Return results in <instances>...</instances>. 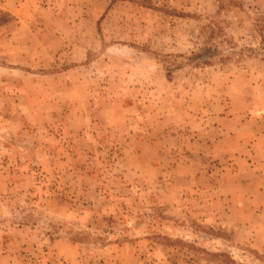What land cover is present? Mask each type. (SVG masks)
I'll return each mask as SVG.
<instances>
[{
  "label": "rangeland",
  "instance_id": "obj_1",
  "mask_svg": "<svg viewBox=\"0 0 264 264\" xmlns=\"http://www.w3.org/2000/svg\"><path fill=\"white\" fill-rule=\"evenodd\" d=\"M263 119L264 0H0V264H264Z\"/></svg>",
  "mask_w": 264,
  "mask_h": 264
},
{
  "label": "crops",
  "instance_id": "obj_2",
  "mask_svg": "<svg viewBox=\"0 0 264 264\" xmlns=\"http://www.w3.org/2000/svg\"><path fill=\"white\" fill-rule=\"evenodd\" d=\"M242 99L246 103L249 98H246L244 96ZM251 102L250 103L253 104L255 100H251ZM260 122L261 123H255V125L253 126V130L247 133L242 131V136L239 139L241 146L246 147L245 149H247V151L248 147H250V152L248 153L252 154V156L251 162H249L248 165L250 164V170L254 171L253 173H251L253 176L251 182L253 184H256V187L242 191V188L240 186L239 188L241 189H239L238 196L236 199H238V202H243L242 209L247 210L250 214V216H245L247 218L242 219V223H244L245 225L249 224L251 226L255 224H260L259 221L263 222L264 224V119L260 120ZM247 151H245V153ZM240 156L245 157L244 153H241ZM254 156L256 157V159ZM248 206L249 208H247ZM254 232L260 234L262 231L261 229L257 228L256 230L254 228ZM254 246L256 248H263V246L256 241L254 242Z\"/></svg>",
  "mask_w": 264,
  "mask_h": 264
},
{
  "label": "trees",
  "instance_id": "obj_3",
  "mask_svg": "<svg viewBox=\"0 0 264 264\" xmlns=\"http://www.w3.org/2000/svg\"><path fill=\"white\" fill-rule=\"evenodd\" d=\"M191 59V58H190ZM192 60H198V62H203V64H207L208 62L202 61L201 60V56H197V57H192ZM209 64V63H208Z\"/></svg>",
  "mask_w": 264,
  "mask_h": 264
}]
</instances>
